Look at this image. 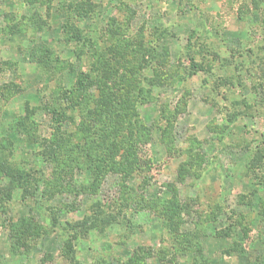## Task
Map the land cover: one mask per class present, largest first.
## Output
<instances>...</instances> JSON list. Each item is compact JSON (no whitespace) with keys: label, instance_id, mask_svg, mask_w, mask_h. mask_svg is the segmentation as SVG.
<instances>
[{"label":"rangeland","instance_id":"1","mask_svg":"<svg viewBox=\"0 0 264 264\" xmlns=\"http://www.w3.org/2000/svg\"><path fill=\"white\" fill-rule=\"evenodd\" d=\"M108 58L149 96L126 181L107 167L97 181L77 147L78 96L95 99ZM32 174L33 196L18 186ZM173 187L189 209L177 232L160 213ZM104 212L115 222L68 253L71 225ZM130 258L264 264V0H0V264Z\"/></svg>","mask_w":264,"mask_h":264},{"label":"trees","instance_id":"2","mask_svg":"<svg viewBox=\"0 0 264 264\" xmlns=\"http://www.w3.org/2000/svg\"><path fill=\"white\" fill-rule=\"evenodd\" d=\"M103 65L105 71L100 77L102 79L101 83L97 85L98 93L95 99H93L94 95L92 94L78 96L81 119L77 125L80 132L77 133L79 139L77 147L81 148L82 152H87V156L91 157L94 162L95 160L99 161L97 169H93V175L97 181H100L101 169L104 167L112 168L121 173L122 181H126L125 179L130 178L133 171L141 165L137 150L141 147L140 142H142L144 127L139 119L138 107L140 103H145L149 96L147 95L148 92L141 86V80L138 78L141 70L129 71L127 74H123L117 68L112 74L111 70H113L114 64L109 58L105 60ZM117 75L121 77V80L114 85L113 76ZM71 104L73 103L71 102ZM73 118L75 117L71 116V120ZM95 121L99 128L92 132V125ZM72 122L76 121L73 120ZM83 138L86 140L82 142ZM104 145L108 146L112 152L106 157H99L94 152ZM55 150L58 151L56 153L59 156L70 154L67 151L68 148L63 147L61 143L55 146ZM33 175L23 176V181L18 182V186L22 188L26 195L33 196L39 190V185L31 183ZM122 185L127 189L126 184L122 183ZM11 195L10 192H7L4 196L10 198ZM160 213L169 231H180L182 224L186 222L185 216H188L189 209L187 204L180 200L175 187L172 188L171 197L162 200ZM113 222H115V217L104 212L102 216L88 215L80 223L71 225L70 233L74 232L75 235L67 241L68 253L73 250L70 242L76 240L79 233H87L91 228H97L99 225H109ZM137 256L140 257L139 254ZM139 259L130 258L126 264H134Z\"/></svg>","mask_w":264,"mask_h":264}]
</instances>
